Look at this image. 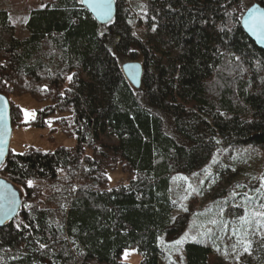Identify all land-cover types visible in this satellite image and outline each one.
<instances>
[{"label":"trees","instance_id":"16d2710c","mask_svg":"<svg viewBox=\"0 0 264 264\" xmlns=\"http://www.w3.org/2000/svg\"><path fill=\"white\" fill-rule=\"evenodd\" d=\"M115 1L113 18L101 23L83 0H52L30 12L24 39L0 8V93L13 123L21 109L11 97L30 94L49 103L39 119L60 111L77 138L73 148L9 152L0 175L21 188L23 205L0 228V264H130L122 254L131 248L139 264H162L159 238L189 221L187 213L174 218L172 176L195 172L219 150L207 180L243 155L264 159V51L245 31L242 0H146L141 19ZM122 57L142 61L144 102ZM157 111L171 116L180 139ZM118 164L127 182L104 186ZM61 173L80 180L59 208L28 182L55 184ZM247 190L236 195L243 209ZM248 227L264 264V239ZM184 254L185 264H221L207 244L188 242Z\"/></svg>","mask_w":264,"mask_h":264},{"label":"rangeland","instance_id":"374dc122","mask_svg":"<svg viewBox=\"0 0 264 264\" xmlns=\"http://www.w3.org/2000/svg\"><path fill=\"white\" fill-rule=\"evenodd\" d=\"M50 1L52 0H0V8L9 13L15 27L16 37L24 39L28 36L26 22L30 12L33 9L44 7ZM259 1L242 0L246 11ZM125 4L128 5V13H133L140 17L139 19L143 17L146 9L148 11L146 0H126ZM133 26H135V32L141 35V29L137 25ZM127 58L122 57V65L130 62L131 57ZM132 59H136L132 61L142 63L140 58ZM142 89L141 80V86L135 90L140 92V97L144 102ZM11 101L21 109V122L13 123V135L10 143V151L13 154L27 152L30 148L52 152L59 147L73 148L77 145L76 136L68 132L71 129L65 128L67 126L62 119L63 113L55 111L43 120L39 119L38 112L43 110L49 104L48 102L39 101L30 94L13 96ZM26 113H34V118L31 115L26 116ZM157 113L163 120L165 131L180 139L171 116L161 111H157ZM68 122L70 125L72 119L68 118ZM108 140L112 143L116 141L115 138ZM223 153L219 150L213 160L191 174L176 173L172 176L171 196L176 205L174 218L179 219L187 213L189 221L180 234H164L159 238L161 248L166 253L163 255L162 264H185L184 246L188 242L210 245L213 248V256L221 264H257L256 258H254L256 255L253 252L251 254L244 253L243 244L240 243L242 240H251L253 237L250 234L252 231H248V225L244 224L240 217L249 214L252 227L257 229L260 236L264 235V218H252L250 215L252 210L264 211V208L260 207L264 204V159H260L253 153L243 155L234 161L231 160V168L226 172L218 173L211 180H207L206 177L215 168L214 160L220 159ZM221 163H225L223 159ZM126 170L120 164L109 170L108 182L104 186L114 188L127 182ZM128 171L130 175L133 173L130 169ZM75 175L73 177L61 173L59 181L55 184L32 183L31 185H37L42 189V199L46 204L53 207L57 205L59 208L62 204L65 207L63 204L67 193H70L79 184L80 175ZM246 190L250 193V196L247 193L249 198L252 199L249 209H247V204L245 205L246 209H243L241 203L244 199L239 198L245 196ZM56 192L59 194L54 201L53 197ZM239 194L241 196L236 197ZM241 208L242 210L238 211ZM236 212H238L237 216L234 215ZM234 219L236 220L234 221ZM234 231L236 235H233ZM182 239L184 240L182 244L176 243ZM122 260L130 264H139L141 256L135 248H131L122 254Z\"/></svg>","mask_w":264,"mask_h":264},{"label":"water","instance_id":"95a60500","mask_svg":"<svg viewBox=\"0 0 264 264\" xmlns=\"http://www.w3.org/2000/svg\"><path fill=\"white\" fill-rule=\"evenodd\" d=\"M83 4L98 22H107L115 13V0H104L101 6L96 0H83ZM258 9L264 13V8L254 6L249 9L243 17V26L248 36L264 51V31L261 34L253 31L249 26V17L252 10ZM123 73L134 88L141 86L143 65L138 61H130L123 65ZM13 135V121L11 117V104L8 97L0 93V169L6 161L10 152V143ZM23 205L22 190L0 175V228L12 222L20 213Z\"/></svg>","mask_w":264,"mask_h":264},{"label":"snow or ice","instance_id":"6c2138e0","mask_svg":"<svg viewBox=\"0 0 264 264\" xmlns=\"http://www.w3.org/2000/svg\"><path fill=\"white\" fill-rule=\"evenodd\" d=\"M96 2L102 6L104 0H96ZM258 11H259L258 9L252 10V15L249 17V26L252 28L253 31L257 32V34H261V32L264 31V13H259L257 15ZM25 115L26 116L31 115L34 118V113H26ZM0 154H2V153H0ZM28 183H29V186H31L32 182L29 181ZM260 207L264 208V204H262ZM246 213H247V210H246ZM250 215L252 218H257V217L264 218V211L252 210ZM240 219L242 220V222L244 224H247V225H250L252 222L249 219V214H246V215L240 217ZM257 224H259V221H257ZM248 231H251V229H248ZM256 234H257L256 232H253V235H256ZM233 235H236L235 231L233 232ZM260 238L264 239V235H262ZM185 239H187V237H185ZM183 242H184L183 239L176 241L177 244H182ZM240 243L243 244L244 253L251 254L252 241L251 240H242V241H240ZM233 247L235 248V245Z\"/></svg>","mask_w":264,"mask_h":264}]
</instances>
